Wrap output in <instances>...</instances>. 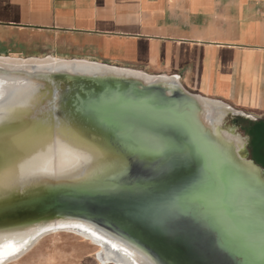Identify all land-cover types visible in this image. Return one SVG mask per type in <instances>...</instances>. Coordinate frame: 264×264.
I'll list each match as a JSON object with an SVG mask.
<instances>
[{"label":"water","instance_id":"95a60500","mask_svg":"<svg viewBox=\"0 0 264 264\" xmlns=\"http://www.w3.org/2000/svg\"><path fill=\"white\" fill-rule=\"evenodd\" d=\"M70 60L0 67L25 82L0 123V245L76 221L147 264H264V169L226 124L247 115L175 74Z\"/></svg>","mask_w":264,"mask_h":264},{"label":"crops","instance_id":"0c3cea01","mask_svg":"<svg viewBox=\"0 0 264 264\" xmlns=\"http://www.w3.org/2000/svg\"><path fill=\"white\" fill-rule=\"evenodd\" d=\"M10 54L175 74L264 115V0H0V56Z\"/></svg>","mask_w":264,"mask_h":264},{"label":"bare ground","instance_id":"6f19581e","mask_svg":"<svg viewBox=\"0 0 264 264\" xmlns=\"http://www.w3.org/2000/svg\"><path fill=\"white\" fill-rule=\"evenodd\" d=\"M69 61L71 60L55 56L23 57L10 54L0 56V67L6 69H25L28 71L47 70L57 69L68 64ZM81 61L87 62L85 60ZM137 73L143 75L146 80L152 77L143 72ZM24 83V81L8 80L0 77V123L4 124L9 119H12L17 111L16 109L22 106L21 89L23 86L21 85ZM35 134L37 132L34 129H30L16 137L21 139L26 136H34ZM56 232L73 233L87 240L91 245L95 246L96 260L99 264H147L137 252L124 243L92 225L76 221H66L53 224L48 228L33 229L25 234L5 240L0 245V253H2L0 255V264H8L17 260L47 233ZM7 255L9 257L5 260V256Z\"/></svg>","mask_w":264,"mask_h":264},{"label":"rangeland","instance_id":"374dc122","mask_svg":"<svg viewBox=\"0 0 264 264\" xmlns=\"http://www.w3.org/2000/svg\"><path fill=\"white\" fill-rule=\"evenodd\" d=\"M244 113L247 117L230 116L226 124L238 125L240 136L247 137L249 158L264 169V115ZM95 249L87 240L73 233L56 232L45 235L8 264H99Z\"/></svg>","mask_w":264,"mask_h":264}]
</instances>
